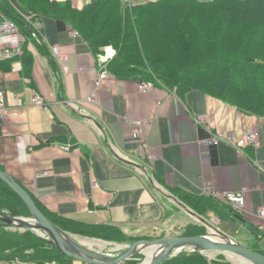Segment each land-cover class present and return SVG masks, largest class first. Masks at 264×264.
<instances>
[{
	"label": "crops",
	"instance_id": "crops-1",
	"mask_svg": "<svg viewBox=\"0 0 264 264\" xmlns=\"http://www.w3.org/2000/svg\"><path fill=\"white\" fill-rule=\"evenodd\" d=\"M71 1L82 8L91 0ZM124 1L140 5L155 0ZM42 24L52 55L26 40L33 56L29 76L22 60L0 61V91L5 92L7 107L6 117L0 118V169L31 189L52 213L84 225L117 226L124 234L143 237L202 223L185 220L171 226V216L183 209L195 217H211L207 220L213 232L220 219L232 220L218 208L198 216L178 204L165 192L168 189L194 195H206V187L219 193L245 189L243 213L259 228V235L233 220L244 236L242 241L230 238L244 244L250 239L248 232L264 252L260 245L264 220L257 215L264 207V116L245 114L200 90L179 94L152 84L144 93L139 90L144 82L140 76L119 77L109 70L97 88L99 54L82 36H74L66 22L43 17ZM55 45L66 56L65 64L52 52ZM92 93L93 102L86 101ZM35 94L43 104L33 101ZM127 114L142 121L141 134L134 133ZM200 115L203 123L196 121ZM248 129L258 131L259 137L243 152L226 142L199 143L211 135L240 137ZM151 153L155 160L148 159Z\"/></svg>",
	"mask_w": 264,
	"mask_h": 264
},
{
	"label": "trees",
	"instance_id": "trees-1",
	"mask_svg": "<svg viewBox=\"0 0 264 264\" xmlns=\"http://www.w3.org/2000/svg\"><path fill=\"white\" fill-rule=\"evenodd\" d=\"M17 4L0 0V15L12 18L25 41L30 40L42 52L51 54L42 18L62 20L87 41L95 55L112 46L115 54L107 68L119 77L140 76L144 82L179 94L200 90L235 105L245 114L264 116V0H155L140 5L124 0H91L82 8L75 7L71 0H17ZM25 41L21 60L29 76L33 56ZM58 85L61 86L60 79ZM148 177L156 183L152 173ZM22 186L40 210L64 231L106 240L125 236L117 226H89L52 213L31 189ZM167 191L178 204L198 216L211 208H218L225 216L233 211L230 206L218 205L210 195H194L181 189ZM180 198L186 199L185 203ZM0 214L31 216L20 196L1 179ZM241 215L245 217L243 212ZM210 232L213 226L204 220L184 227L181 235ZM251 249L264 253L256 244ZM14 260L36 264L74 261L33 230H13L0 223V261ZM160 264L229 263L209 260L201 251L186 250Z\"/></svg>",
	"mask_w": 264,
	"mask_h": 264
},
{
	"label": "water",
	"instance_id": "water-1",
	"mask_svg": "<svg viewBox=\"0 0 264 264\" xmlns=\"http://www.w3.org/2000/svg\"><path fill=\"white\" fill-rule=\"evenodd\" d=\"M0 179L20 196L31 213L30 218L3 216L0 214V223L11 228L31 229L39 235L46 234L48 237L45 238L50 245L55 247L60 254L74 260L88 264H126V261L140 252L143 247H155L151 260L147 263L144 261L142 264H160L165 259L178 254L184 249L197 250L204 253L210 252L212 254L223 253L227 257H237L250 264H264V253L251 249L218 230L216 232L219 236L195 235L139 240L131 246L123 248L116 256H109L100 250H94L90 245L82 244L62 230L40 210L28 190L2 169H0ZM226 216L237 221L250 232L259 235V228L241 214L229 211L226 212Z\"/></svg>",
	"mask_w": 264,
	"mask_h": 264
},
{
	"label": "built area",
	"instance_id": "built-area-1",
	"mask_svg": "<svg viewBox=\"0 0 264 264\" xmlns=\"http://www.w3.org/2000/svg\"><path fill=\"white\" fill-rule=\"evenodd\" d=\"M74 36L79 35L77 31H73ZM25 38L20 30L18 24L10 17L6 15H0V61H15L21 60L23 54V44ZM52 52L55 54L60 63L65 64L66 56L60 51V48L55 45L52 47ZM115 54V49L112 46H107L102 54L99 55L100 69L99 75L96 80V87H100L104 80L109 77V71L107 68L108 60ZM152 87V83L143 82L139 86V90L146 93ZM94 93L86 98V101L93 102ZM33 101L37 104H43V99L39 94H35ZM6 96L5 92L0 91V118L4 119L6 117ZM126 120L131 124L132 130L136 134H141L143 127L142 121L136 119L133 115L127 114ZM198 123L204 122V116L200 115L196 117ZM259 137V132L254 129L246 130L242 136L238 137L235 134L228 136H216L211 135L199 140L200 144L203 145H213L218 146L224 142L232 145L237 150L243 152L248 146H253L256 144ZM65 149H69L68 146ZM149 160H155L156 155L151 153L148 154ZM48 172L42 173L46 175ZM245 189L239 192H214L210 187L204 189L206 195H210L219 200L222 204L230 206V208L241 214L244 211L245 206ZM257 215L264 220V207L258 209ZM212 222L217 223V220ZM124 247V246H123ZM126 248V247H125Z\"/></svg>",
	"mask_w": 264,
	"mask_h": 264
},
{
	"label": "rangeland",
	"instance_id": "rangeland-1",
	"mask_svg": "<svg viewBox=\"0 0 264 264\" xmlns=\"http://www.w3.org/2000/svg\"><path fill=\"white\" fill-rule=\"evenodd\" d=\"M126 2V1H125ZM179 195V194H178ZM186 199H184L183 202H185ZM182 201V200H181ZM25 218H30L28 216H22ZM205 217H195L192 214H190L189 212H187V210L180 213H175L171 216L170 218V222H171V226H175V225H183L185 224V220L190 221L189 223H193V222H201L202 220L205 221H209L207 219H210L211 217L206 216ZM202 219V220H201ZM209 223V222H208ZM215 229H218L220 231H222L224 234H226L228 237L231 238H236L237 240L242 241L241 238H243L244 236V229L242 230V227L236 223L233 220H226V219H220V224L217 227H214ZM13 230H17L19 228H12ZM23 230V229H20ZM163 231H158L156 232V234H153L151 236H147V237H143V236H134L132 234H125L124 238H121V240H106V239H101V238H96V237H87L84 235H80V234H76L70 231H66L69 235H71L72 237H74L75 239H77L79 242H81L84 245H90L94 250H100L101 252L109 255V256H116L117 254H119L123 248L131 246L134 242L139 241V240H149V239H155V238H164V237H177V236H183L182 231L183 229H179V228H164L162 229ZM241 230V234H238ZM246 233V232H245ZM39 235V234H38ZM206 235H211V236H219L218 233L214 232H210L209 234ZM246 235L248 237L246 238H250L249 240H244L243 243L245 245H247L248 247H253V245L255 244V239L253 238V236L251 234H249L248 232L246 233ZM39 236L42 237H48L46 234H41ZM89 240H93L94 242H90ZM102 240V241H101ZM99 242V243H98ZM102 242V243H100ZM112 242V243H111ZM117 243V244H116ZM110 245V246H109ZM260 245L262 247H264V238L261 240ZM124 246V247H123ZM145 249H147L146 247H143L140 252H138L137 254L133 255L129 260L126 261V264H142L146 259H147V253L145 254ZM187 249H184L183 251H186ZM190 250V249H189ZM181 251V252H183ZM179 252V253H181ZM178 253V254H179ZM176 254V255H178ZM203 254L209 259V260H214V259H221L223 261L228 262L229 264H250L247 261H244L243 259H238L237 257H227L225 254L223 253H218V254H212L210 252H206ZM174 255V256H176ZM172 257V256H171ZM236 261V262H234ZM75 264H79L78 260H74Z\"/></svg>",
	"mask_w": 264,
	"mask_h": 264
},
{
	"label": "bare ground",
	"instance_id": "bare-ground-1",
	"mask_svg": "<svg viewBox=\"0 0 264 264\" xmlns=\"http://www.w3.org/2000/svg\"><path fill=\"white\" fill-rule=\"evenodd\" d=\"M91 243L92 242H94L93 240H89ZM102 241V240H101ZM99 243V242H98ZM100 243H102V242H100ZM112 243V242H111ZM117 244V243H116ZM110 246V245H109ZM154 248L155 247H150V248H147L146 250H145V252L148 254L147 255V259L145 260V262L147 263V262H149L150 260H151V258H152V256H153V252H154ZM229 258V257H228ZM234 262H236V261H234Z\"/></svg>",
	"mask_w": 264,
	"mask_h": 264
}]
</instances>
